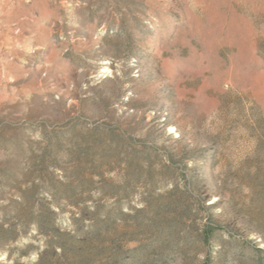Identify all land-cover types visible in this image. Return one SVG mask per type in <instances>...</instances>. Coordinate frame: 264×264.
<instances>
[{"label": "rangeland", "instance_id": "rangeland-1", "mask_svg": "<svg viewBox=\"0 0 264 264\" xmlns=\"http://www.w3.org/2000/svg\"><path fill=\"white\" fill-rule=\"evenodd\" d=\"M0 264H264V0H0Z\"/></svg>", "mask_w": 264, "mask_h": 264}, {"label": "trees", "instance_id": "trees-1", "mask_svg": "<svg viewBox=\"0 0 264 264\" xmlns=\"http://www.w3.org/2000/svg\"><path fill=\"white\" fill-rule=\"evenodd\" d=\"M54 215L53 212H48L47 215H44L42 219L40 220V224L43 226H48V221L51 219V217ZM51 226V225H50ZM55 232V239H53L50 244L51 247L54 248V250L59 246L64 252L67 251L68 249V240L70 239H65L66 237L64 236L63 233H61L58 229L54 228L53 229Z\"/></svg>", "mask_w": 264, "mask_h": 264}]
</instances>
